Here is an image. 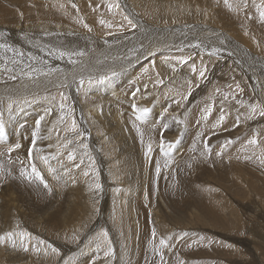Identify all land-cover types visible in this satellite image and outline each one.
<instances>
[{"label":"bare ground","instance_id":"obj_1","mask_svg":"<svg viewBox=\"0 0 264 264\" xmlns=\"http://www.w3.org/2000/svg\"><path fill=\"white\" fill-rule=\"evenodd\" d=\"M23 1H33L34 7L38 9L33 8L18 12L12 11L5 6L0 8V98L3 101L1 109L6 115L9 114L7 119L5 118L6 115L3 116L2 120L0 118V159L10 160L5 169L3 171L1 169V173H7L8 177H13L19 182L24 181V184L26 180H31L28 181L32 183H28V192L31 198L39 202L38 204L42 208V210L35 209L37 204L32 209L37 213L26 210V219H23V222L28 223L32 230L44 233L45 238L39 240L43 244V248H46L49 252L57 250L63 252L62 257L58 261L55 260L56 257L54 256L45 262L39 257V264H114L116 260V244L123 237V229H126L128 226L131 227L134 229V236L136 230L140 229L142 236L145 231L144 224L147 221H157L162 217H172L182 224L190 222L189 227L186 229V234L190 238V241L184 245V250L192 246L194 250L193 255L195 254L194 257H201L204 254L203 246L207 244L205 236L209 235L206 231H211L213 233L212 236L215 237L217 235L215 231H221L223 234L227 233V231L230 232L228 225L231 227L233 233H229L228 235L225 233V236L233 239L236 244L241 245L243 244V241H240L241 238L239 240L235 238L243 232L242 234L250 239L248 241L256 246L263 257L264 239L262 237V226L258 224L260 229L252 226L251 229H244L245 231H243V228L242 230L239 227L238 229L234 228L237 226V220L235 219L236 222H231L227 219L229 212L226 211V208H231V199L228 196L241 200V196L244 193L246 194L247 191L255 192L260 195V198L264 199V179L262 178V173L259 172L264 170V162L260 166L257 164L258 160L256 161L257 158L253 154L242 155V153H239L234 157L238 160V163L234 162V166H230L228 165L230 161L228 158H232V156L228 154L229 149L225 148L224 145H220L215 151L214 145H211L213 140L222 139L223 136L229 134L237 136L235 141L243 138L245 131L240 128L231 130L230 128L234 127L233 124H230L227 128L231 131L226 132L223 136L220 137L216 134L217 136L213 135L215 137L209 138L210 141L207 144L210 143L211 147L208 146V152H205L202 149V142L199 139L198 132L204 126L212 127L211 121L216 119V117L213 114L203 117L207 110L205 101L203 100H200L201 102L197 105L183 106L180 110L179 107L176 110L174 105L179 100V93L176 94L174 89L181 91L180 88L188 86V83L182 80L183 78L179 72L181 68L179 67V70H177L178 67L174 65L175 62H179V57L175 56V54L180 55V50L191 48L212 52L217 51L223 54L220 49L211 43L213 34L202 32L198 36L200 40L207 42L206 46L200 42L185 43V45L183 43L180 45V39L178 38L179 23L170 18L164 20L169 10L167 9L159 16L161 21H151L150 23L149 31L157 34L158 40L160 39L161 43L158 42L155 45L156 47L151 48L149 51L143 50L137 52L138 41H134V39L127 40L121 48L108 47L105 49L103 46L102 51L88 47L82 43L76 44L73 47L63 45L52 46L55 36L63 33L60 30L63 24L71 22L74 19V15H76L75 13L78 11H81V13L88 12L86 15L99 13L105 18H111L107 16V12H109L108 5L100 0H87V2L84 0H74L75 3L71 7L69 6L72 9L68 11L70 14L66 15L58 14L67 9L64 0L49 3V6H46L48 10L45 9V6L38 4L34 0H21L15 3L16 6L23 5L21 4ZM8 2L12 4L13 0H8L6 3ZM57 2H60V8L56 5ZM147 2L149 3L148 8L150 11L148 13L146 12V9H148ZM147 2L145 4H138V0L129 1V8L130 10H135L138 20L153 16L156 13L157 1L147 0ZM255 10V8L249 10L245 15L247 23L242 26L252 31L257 38L264 40V20L261 19V16ZM154 18L156 19L157 17ZM106 20L112 19L107 18ZM20 21L22 22L19 23ZM58 21L62 24H58L57 28L49 27V24L57 23ZM95 22L98 27L107 26L103 20L97 19ZM128 29L129 27L127 29L123 27L122 29L125 38L130 35ZM181 37L183 38L184 36ZM195 37L196 34L191 32L190 38L194 39ZM76 40L80 39L77 38ZM136 53L138 54L137 56H135ZM146 53H148L150 59L155 60V67L147 62ZM159 55L171 58H159L157 57ZM251 62L248 63L246 68L252 74L251 78L253 82L251 80L250 82L254 83L255 87L253 91L255 98L253 100L250 99V88L247 89L246 85L242 84V82L238 83L240 80L237 77L234 84L239 85L244 91L242 98L233 99L232 95L234 93L231 89H225L223 83L219 85L220 89L215 87L220 95L234 100L235 104L238 105L239 111L243 110L248 118H250V115L258 114L255 110L257 108L255 105L257 101L261 105H264V82H259L257 79L258 76L264 78V70L259 71V68L256 69L257 65H251ZM148 66L152 70V74H149L150 81L136 79V75L148 72ZM192 71L193 68L189 71L190 76H192ZM199 71V68H196L197 74ZM76 73L79 74L76 76ZM58 74L60 76L58 78L55 77ZM66 75V79H71L72 83L81 84L80 90L75 94L73 99H62L59 101L56 97L55 87L63 82ZM20 76L19 85L15 86L14 81ZM202 77L201 87L208 92L210 87L208 88L207 86H210V82L204 80L205 76ZM55 81H59V84ZM170 83L172 84L171 92L168 90ZM226 90L228 93L224 92ZM188 95L186 94V96ZM40 96H44L50 100L51 104L49 111L47 109H40L39 112H35L37 116H34L36 122L34 123L27 116L28 113L34 110L30 107L29 111L26 112V108L29 99L34 100ZM14 97L20 99H15ZM86 102H91L95 106V109H90L87 113L90 120L87 117L81 119L80 122L83 125L71 127L65 138L76 146L81 147L80 151L78 153L57 154L51 150L48 156L44 155L45 159L47 157H57L54 163H58V167L61 165L58 171L61 169L64 187L69 188L67 190L69 191V195L65 193L68 197L65 196L71 205V213L78 216L81 221L78 226L79 235L76 239H73L67 234H58L56 232L57 216L59 214L57 203L49 202V205L45 203L47 206H43L42 203L45 200L47 201L45 192L36 183V179H33V174L36 173L32 171V174L28 168L24 167H27L24 161L26 162L29 158L25 159L26 156L28 157V153L26 154L21 149L23 148L19 142L21 138L18 139V142L11 144L3 139H7V135L15 136L13 134H17L16 131L19 125H27L29 122V125L20 127L21 130H29L31 134L33 131L39 132L40 137L44 136L43 141L40 142L41 145L44 148L49 147L48 137L52 124H63V121L59 119L61 114L69 116L72 113L74 105L80 106ZM210 105L213 106L212 103ZM211 109L214 110L213 108ZM190 113H192V116ZM46 115L49 116L50 121ZM132 118H135V120ZM182 118H187V124L179 130L178 124L175 123ZM45 119L49 121L48 124L47 122L45 123ZM159 121L162 124H158ZM168 121L174 124H167ZM259 122L264 125V119ZM11 124H15V129L12 132L9 131ZM163 125L166 126L165 131ZM171 125L173 126L171 127ZM172 132L173 134L170 135ZM39 133L36 134L38 137ZM211 133L213 134L214 132ZM211 133L203 135L207 136ZM24 135L26 136V134ZM33 135L35 134L33 133ZM162 137L165 141L162 140ZM184 137L186 138L184 144H180V138ZM26 140L29 141V139ZM35 141L33 140L32 142L34 143ZM37 142H35L34 146L39 143ZM25 143L27 142L25 141ZM27 145L29 146L30 144ZM42 146H40L41 149ZM163 148L168 155L167 158H162L157 154V151ZM36 149L35 151H37ZM180 149H184L185 151H182L183 156H178ZM232 150L234 151L235 148ZM223 153L224 155L222 156ZM23 154L26 156H23ZM41 156H38L34 151L32 152L31 160H34L35 165L33 168L39 173L42 181L50 185L54 178L50 168L45 166V164L51 160H46L44 163ZM250 160L254 161L256 176L249 183H246L247 174L243 171L242 167L245 162ZM196 163H201V167L195 171L204 169L206 174H203L205 180L201 184L193 182L196 181L195 179L190 181L191 177H181L183 172H193L194 169L190 168L189 165L191 166ZM85 174L89 176L88 178L86 176L87 179H84ZM234 174H236V178ZM174 176H176L174 184L181 187L184 184L192 189V193H189L190 198L184 195V198L188 201L184 207H182L183 193L179 194L178 199L177 189L173 185L171 186ZM55 177H61V175H56ZM229 177H232L233 181ZM8 179L6 178V180ZM3 180L5 181V179ZM10 180L9 182H11ZM228 181L231 183L229 184ZM96 184L100 187V191L95 195L92 187ZM16 185L14 186L16 187ZM14 186L12 187L14 188ZM16 191L19 192L18 190ZM225 192H229V195H225ZM10 193L14 195L11 189ZM24 199L27 200V197ZM84 200L86 201L85 203ZM28 201H25L27 203L21 202L22 207L20 210L26 205L28 207L31 204ZM257 201L261 205L258 208L261 212V218L259 216L257 218H260V221H264V202L262 204L260 200ZM239 203L240 201L237 204L238 210L243 208ZM255 203L251 201L248 204L253 211L254 207L257 208ZM37 208L39 207L37 206ZM248 208L251 210L250 207ZM250 220L252 219L250 218ZM254 221L256 220L254 219ZM192 223L197 226L192 225ZM243 225L245 226V223ZM198 226L200 230H195ZM8 228L1 230V232L6 233ZM175 233L176 239L184 235L183 232ZM234 234L237 235L235 238H232ZM18 235L16 233L14 237L9 235L11 238H4L3 236L4 239L2 241L9 240L15 246L17 245ZM92 236L100 238V245L97 249L94 247V251H92L93 249L90 246L84 245L85 241ZM107 237L113 243L111 248L114 254L111 253L109 257H106L108 256V252L105 251L107 246H109ZM225 240L230 245L225 244L222 247L223 250H229L231 247L234 248L228 239ZM205 254L207 261L212 263L215 261L216 264H225L224 259H218L221 256H227L228 263L238 261L237 259H239V255L235 252L219 253L213 251L205 252ZM232 256L235 257L232 258ZM0 259L1 264H38L32 257L22 256L17 250H10L5 246H0ZM53 259L54 261L51 262ZM130 261L131 264L133 261H135L134 264H139L140 258H131ZM120 264H129V262L120 261ZM244 264L247 263L245 262Z\"/></svg>","mask_w":264,"mask_h":264},{"label":"rangeland","instance_id":"obj_2","mask_svg":"<svg viewBox=\"0 0 264 264\" xmlns=\"http://www.w3.org/2000/svg\"><path fill=\"white\" fill-rule=\"evenodd\" d=\"M7 1L8 0H0V8H3L5 6L11 9L12 11H18V12H23L28 9L35 8L33 1L32 2L23 1L21 3L23 5H18V6H16L15 3L21 0H13L12 4H10L9 2L6 3ZM34 1L38 2V4L40 5L45 6V9L48 10L46 6H49V3H52L53 1H57V0H34ZM73 1L74 0H71V2L70 0H64L65 4L67 5V9H64V11L61 13L60 12L59 13L56 12V13L69 15L70 13L68 11L72 10L71 8H69V6L71 7L72 4L75 3V1L74 2ZM84 1L87 2V0H84ZM100 1H103L105 4L108 5L109 12H111L112 14L107 12V16L111 17V18L109 17L107 18L112 19V20H106L107 18H105L99 13H96L94 15H91V14L86 15L88 12L81 13V11H78L77 13H75L76 15H74L73 17L74 19L71 22L67 24H63V27L60 29L63 31V33L61 35L55 36V41H54V44H52V46L63 45V46L73 47L76 44L82 43L88 47L95 48L96 50L102 51L103 46L105 49H107L108 47L121 48V46L127 40L134 39V41H138V51L137 52H141L143 50L149 51L151 48L156 47L155 45H157L158 42L161 43L160 39L158 40V35L151 33L149 31V26H150L151 21H158V22L161 21L159 19V16L161 15V13L167 9L171 10V11L169 10L167 11L166 13L167 17L164 20H167L170 18L172 20H175L177 23H179L178 38L180 39L179 40L180 45L183 43L185 45V43L200 42L206 46L207 42H204L198 38V36L202 32H205V33L213 34L211 43H213L215 47H217L218 49H220V51L223 52V54H220L217 51L212 52V51H204L201 49L191 48V49L180 50L179 52L181 53L180 55L175 54V56L177 55V57H179V62H175L174 65L178 67L177 70H179V67L181 68L180 69L181 71L179 70V72L181 74V77L183 78L182 80L183 82L188 83V86H184L185 88L187 87L186 89L180 88L181 91L178 89H174L176 94L179 93V100L176 102L177 104L174 103L176 110L178 109V107L180 110V108H183V106L192 105V104L197 105L202 100L205 101L207 110L205 111L203 117L208 116L209 114H213L216 117V119L211 121V124H213L212 127L204 126V128L201 130L202 132L201 131L198 132L199 139L202 142V149L205 152H208V146H210V143L209 144L207 143L210 141L212 137H215L213 135L217 134L221 137L226 132H229L232 129L234 130L236 128H240L244 130L245 133H244L243 138L240 139L239 141H235V138L237 137L235 134H229V135L223 136L222 139L213 140L211 142V145H214L213 147L215 151L217 150L218 146L220 147V145L221 146L224 145L225 148L229 149L228 154L232 156V158L227 157L230 160L228 162V165L230 166H234V162L238 163V160L234 157L237 156L239 153H242V155L253 154L257 158L256 161L258 160L257 164L260 166L263 165V162H264V125L261 124L259 121L264 119V115H262V113H264V105H261L257 101V103L255 104L257 108L255 110L257 111L258 114L256 115L253 114L252 116L250 115V118H248L247 115H245V112L243 110L239 111V109L237 108L238 105L235 104L234 100L228 99L226 96L220 95L218 91L215 89V87H218V89H220L221 87L219 85L223 83L225 89H231L232 92L234 93V95H232L233 99L242 98V96L244 95V91L240 88L239 85L234 84V82L236 81V77H237L240 80L238 81V83L242 82V84L244 83L246 85L247 89L250 88L249 89L250 99L253 100L255 98L254 96L255 93H253L255 87H254V83H252L253 79L251 78L252 74L249 72V70L246 67L248 63L252 61L251 65H257L256 69L259 68L258 69L259 71L264 70V66H263L264 65V40L257 38V36L254 35L252 31H250L248 28L243 27L242 25H245L247 23V21L245 20V15L249 12L250 9L252 10L253 8H255L256 9L255 11L256 13H258V15H260V13L264 11V0H156L158 3L156 13L153 16L144 17L141 20H138L136 18L135 10H130L129 8L130 0H100ZM146 2L147 0H141V1L138 0V4H145ZM59 4L60 2L56 3L58 7H59ZM146 4L148 8L149 3L147 2ZM35 9H38V8H35ZM146 12L147 13L150 12L149 8L146 9ZM154 17H157V18L155 19ZM97 19H99L100 21L103 20L104 22H106L107 26L98 27L95 22V20ZM129 21H131V23H129ZM21 22L22 21H20L19 23ZM58 24H62V23H60V21H58L57 23H51L49 24V27L54 28ZM123 27H125L126 29L129 27L128 33H130V35L127 38H125L124 34L122 33ZM191 32H194L196 34V37L194 39L190 38ZM181 36H184V37L182 38ZM77 38H79L80 40H76ZM185 50H189V51H185ZM137 55L138 54L136 53L135 56ZM145 56H147L149 60V61L147 60V62L152 64L155 67L154 65L155 60L150 59L148 53H146ZM157 57L171 58V57H167L164 55H159ZM248 58H249V61H248ZM191 68H193V71L191 72L192 76H190L189 74L190 73L189 71L191 70ZM196 68H199L200 70L198 74L196 73ZM147 70L148 72L146 73H141V74L136 75L135 76L136 79L138 80L141 79L142 81L149 82L150 81L149 74H152V70L149 68V66L147 67ZM78 74L79 73H76L75 75L77 76ZM142 75L143 76L145 75V76L143 77ZM59 76L60 74L56 75L55 77L58 78ZM138 76L140 77L138 78ZM202 76H205L204 78L205 81L210 82V86H207L208 88L210 87L208 92H206L203 89V87H201L202 79H203ZM66 77L67 75L65 76L63 82H61L60 84H59V81H55L59 84L57 87H55L56 97L59 101L62 99L63 100L73 99L75 94L80 90L79 87L81 86V84L72 83L71 79H66ZM20 78L21 76L16 78V80L14 81L15 86L19 85ZM161 78L165 80L163 76H161ZM257 79L259 80V82L261 81L264 82V78H261L258 76ZM250 80L252 82H250ZM171 89H172V84L170 83L168 85V90L171 92ZM187 90L188 92H186ZM224 92L228 93L227 90ZM186 94H189L190 96L189 95L186 96ZM14 98L20 99L18 97H14ZM50 102L51 101L46 99L44 96H40L39 98H36L34 100L29 99L26 112L29 111L30 107L34 111L27 114L28 118L33 120L34 123H36L34 116L36 117L37 115L35 112H39L40 109H47L49 111V107L51 104ZM209 102L212 103L213 106H211ZM2 106H3V101H2V98H0V112L2 111L0 114L1 120L3 116L6 115L1 109ZM211 108H213L214 110H212ZM90 109H95V106L91 102H86L85 104H82L80 106L74 105L72 108V113L69 116H66V114H61L59 119L63 121V124H52L50 128L49 137H48L49 147L44 148L41 145L40 142L43 141L44 136L40 137L39 132L38 133H39L40 138L38 137V135H36L38 134L36 133V131H33L31 134L30 133L31 131L29 130L28 131L21 130L20 127L29 125V122L28 123L26 122L27 125L20 124L18 127V130L16 131L17 134H13L15 136L7 135V139H3L4 141L7 140V142L11 144L14 142H18V139L21 138L19 142L21 143V146L24 148V149L23 148L21 149L24 150L26 154L28 153V157L25 154H23V156L24 155L26 156L25 159L29 158L28 160H26V162L24 161V163L27 164V167L26 166L24 167L28 168V170H30L29 172L32 174H33L32 172L33 167H35L34 160H31L33 151L37 153L38 156L42 155L41 159L44 161V163L46 162V160H51V161H47L45 164V166L50 168L51 174L53 175V178H54L51 184L48 185L44 183L42 181L41 176L40 178H37V176H35L36 174H33L34 175L33 179H36L37 181L36 183L40 185L41 188L45 192V198L47 199V201L45 200L42 203L43 206L46 207L52 202L57 203L59 214L57 216L56 232L58 234H67L73 239H76L79 235L78 226L80 225L81 221L78 216L71 213L72 212L71 205L68 203V200H67V197L69 195V191L67 190L69 188L64 187L65 185L63 183L64 180L62 178V174H61L62 172H60L61 169L60 171H58V168H60L61 165L58 167L57 165L58 163L56 162L54 163L57 157L55 158L53 157L54 160L52 157H47V159H45L44 155L48 156L51 150L57 154L78 153L81 147L76 146L73 142L66 140L65 138L68 135L71 127H80L81 125H83V123L80 122L81 119H84V117H87L90 120L89 116L87 115ZM52 114L54 115V113ZM190 114L192 116V113ZM7 117H9V114L6 115L5 118L7 119ZM48 117L49 116H47V118ZM253 118L255 119L253 120ZM6 119L5 121L7 122ZM132 119L135 120V118H132ZM49 121H46L45 119V123L47 122L48 124ZM168 122L167 124H174L173 122L171 123L170 122L168 123ZM158 124H162L161 121H159ZM175 124H178V129L181 130L187 124V118H182L178 120ZM195 124H194V127H195ZM230 124H233L234 126L230 128L231 130L227 129ZM172 126L173 125H171V127ZM10 128L11 129H9V131L12 132L15 129V124L14 125L11 124ZM163 129L165 131L166 129L165 125H163ZM208 131L210 133L211 132H214V133L213 134L211 133L207 136L203 135V134L209 133ZM173 132H176V131H173ZM173 132L170 135H172ZM33 133L35 135H33ZM24 134H26L27 137ZM28 137H31V138H28ZM26 139H29V141H27ZM35 139H38V140L40 139V140L35 141ZM185 139H186L185 137L180 138V144L182 143L184 144ZM21 140L22 141L24 140V141L22 142ZM33 140L35 142L38 141L39 143L38 142L37 143L39 144V147L42 146V149L41 147L37 148L38 144L34 146L35 142L33 143L32 142ZM162 140H164L163 137H162ZM0 141H1V135H0ZM25 141L27 143H25ZM25 144L26 145L30 144V145L29 146L27 145L28 146L27 147ZM178 144H179V139H178ZM234 148L235 150L233 151L232 149ZM35 149L37 151H35ZM179 151L180 152H178V156H183V152H185L184 149H180ZM157 154L160 155L162 158L168 157V155L164 151V148L162 150L157 151ZM223 155L224 153L222 154V156ZM52 161H53V165H52ZM8 163H10L9 159L8 160L0 159V179H1L0 181V246H5L9 248L10 250L11 249L17 250L19 254L22 256H26L29 258L32 257L38 264L40 262L38 260L39 257L42 258L43 262L51 259V257L53 256L56 257L55 260L58 261L62 257L63 252L60 250L49 252L46 248H43V244H41L39 240H42V238L43 239L45 238L44 233L38 230L37 231L32 230L28 223L23 222V219H26L25 211L27 210L33 213H37L36 211L32 209L35 208V206L39 202L34 201L28 192L27 188L29 184H32L28 181H31V180H26L27 183L25 182L24 184V181L19 182L13 177H12L13 179L11 177H8L7 173L6 174L1 173L3 169H5ZM51 165L54 167H56L57 165V167L54 169V167H52ZM189 167L194 169V171L190 173L183 172L181 177H187V176L191 177L190 181L195 179L196 181H193V182L195 183L199 182L201 184L205 180V177H203V174H205L204 172L205 170L202 169V170L195 171L196 169L201 167V163L192 164L191 166L189 165ZM242 169L247 174L246 183H249L252 179L255 178L256 167L254 165V161L250 160V161L245 162ZM259 172L262 173V178L264 179V170L259 171ZM55 173L57 176L61 175V177L56 178L55 177L56 175H54ZM86 176L87 178L89 177L88 174H85L84 179H87ZM234 177L236 178V174H234ZM6 178L7 179L9 178V179L6 180ZM175 178L176 176H174L171 186L173 185V187L177 189L178 199H179V194L183 193L182 207H184L188 203V201H186V198H184V195L190 198L189 193H192V189L187 185L185 186L184 184H182L183 187L174 184V181L176 180ZM229 178L233 181L232 177H229ZM3 179H5V181ZM9 180L11 182H9ZM230 183L231 182H229V184ZM26 184L27 186H25ZM235 184H238V183H235ZM14 185H16V187ZM45 185H47V187H45ZM12 186H14L15 189ZM20 188L21 189L24 188L27 192L24 189L21 190ZM92 188L94 190L95 195L97 192L100 191V187L97 184L94 185ZM10 189L14 193L15 196L10 193ZM16 190H18L20 193L17 192ZM65 193L68 195H66ZM225 195L228 196L229 192H225ZM24 196L27 197V200H29L28 203L30 202L31 204H29L28 207L25 204L26 205L24 207L25 209L22 208L20 210V208L22 207L21 202L27 203L25 202L27 200L24 199L26 198ZM155 197H156V193H155ZM228 197L231 199V203H230L231 208L229 207L226 208V211L229 212V216L227 219H229L231 222H236L237 220L236 222L237 226H235L234 228L238 229L239 227L241 230L243 228V231H245L244 229L246 228L251 229V227L253 226V227L260 229V227L258 226V224H260L262 226L261 228V230L263 231L262 237L264 239V221H260L261 212L258 210V208H260L261 205L259 204V201H257V200H260L261 203L263 204L264 199L260 198V195L252 191H247L246 194L244 193L243 196H241L240 198L241 200L237 198L233 199L231 196H228ZM239 201H240L239 205H242L243 208L238 210L237 204ZM251 201H253V203L256 202L255 204L257 208L254 207V211L251 208V206L248 205L249 203H251ZM85 202L86 201L84 200V203ZM45 203H47V205ZM37 206L39 208H37ZM37 206L35 209L42 210L39 204ZM248 207H250L252 211L249 210ZM263 213H264V210H263ZM251 214L254 215V217H252ZM258 216L260 218H257ZM250 218L252 220L249 221ZM253 218L256 221H254ZM247 221L249 224L247 223ZM243 223H245L246 227L243 225ZM189 224L190 222H187L184 224L179 223V221H176L172 217H162L158 219L157 221H147L144 224L145 231L143 232L142 236H141L140 229L136 230V233L134 236L133 235L134 229H132L129 226L126 227V229L122 230V235H123L122 239L116 244V247H117L116 255H115L116 260L114 264H120V261H125L126 263L129 262V264H131V261H132V260L130 261L131 258H134V259L140 258L139 264H145V262L146 264H216L215 261H213L212 263L205 259L207 257L205 252H213V251H217L219 253L235 252L239 255V259H237L238 261L231 262V263L227 262V258H226L227 256L225 257L221 256V258H218V259H224L225 264H244L245 262L247 264H264V255L262 257V255L260 254L256 246L253 245L250 241H248L250 239H248L242 234L243 232L239 235L236 234L237 237L235 234L232 237V238L236 237L235 239L238 238L237 240L241 238L240 241H243V244L238 245L235 243L233 239H230L229 237L224 235L226 232L223 234L221 231H215L216 233L215 232L214 233L217 235L213 237L212 236L213 233H211V231L209 230L206 231V233L209 235L205 236V240L207 244L203 246L204 254L201 256L202 258L198 256L194 257L195 254L193 255L194 250L192 249V246H189L184 250V247H185L184 245L188 241H190V238L187 237V234H186V229L189 227ZM192 225H195V224L192 223ZM9 226H12V227H9ZM7 228H8L6 232L7 234L5 232L3 233L1 232V230L7 229ZM228 229L230 230V232L227 231L226 235H228L229 233H233L229 225H228ZM195 230H200L199 226L196 227ZM14 232L17 235L19 234L17 245L14 246L13 243L9 240L2 241L5 237L6 238H9V237L11 238V236L14 237L15 236ZM175 232H178V233L183 232L184 235L183 236L181 235L182 237L176 239ZM8 233H10L9 235L11 236H9ZM223 238L228 239L229 242L231 243V246H233L234 248L231 247L229 250H223L222 247L225 244L228 246L230 245L228 244V241ZM107 240H108L107 242L109 246H107L105 251L108 252V256L106 257H109V255L113 253L112 252L113 250L111 248L113 243L110 241L109 237H107ZM84 245H86L87 247L90 246L93 249L92 251H94L95 250L94 247H96L97 249V247L100 245V238L97 236H92L85 241ZM234 257L232 256V258ZM53 261L54 259L51 262ZM134 262L135 261H133L132 264H134Z\"/></svg>","mask_w":264,"mask_h":264},{"label":"snow or ice","instance_id":"obj_3","mask_svg":"<svg viewBox=\"0 0 264 264\" xmlns=\"http://www.w3.org/2000/svg\"><path fill=\"white\" fill-rule=\"evenodd\" d=\"M260 15H261V19L264 20V11H262V12L260 13ZM102 23H103V22H102ZM129 23H131V21H129ZM145 111H147V109H145ZM262 115H264V113H262ZM33 172L36 173L37 178H40L39 173L36 172V169H35V168H33ZM45 187H47V185H45Z\"/></svg>","mask_w":264,"mask_h":264}]
</instances>
